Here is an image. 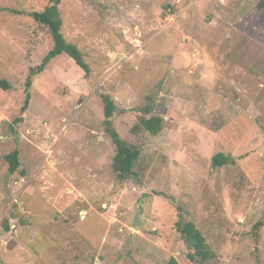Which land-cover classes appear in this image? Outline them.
Returning <instances> with one entry per match:
<instances>
[{"label": "rangeland", "instance_id": "obj_1", "mask_svg": "<svg viewBox=\"0 0 264 264\" xmlns=\"http://www.w3.org/2000/svg\"><path fill=\"white\" fill-rule=\"evenodd\" d=\"M261 0H61L65 54L24 82L53 44L17 11L49 0H0V264H189L177 207L217 264H264V8ZM137 146L118 182L105 135ZM160 117L150 135L139 117ZM18 151L10 173L6 155ZM227 158L213 167L216 154ZM8 226V229H5Z\"/></svg>", "mask_w": 264, "mask_h": 264}, {"label": "trees", "instance_id": "obj_2", "mask_svg": "<svg viewBox=\"0 0 264 264\" xmlns=\"http://www.w3.org/2000/svg\"><path fill=\"white\" fill-rule=\"evenodd\" d=\"M61 0H49L48 5L41 11H17L18 15H24L31 18L35 23L44 26L47 29L52 41V48L42 58L39 65L30 68L28 76L23 84L24 86V100L20 108V116L15 121L21 122L22 115L28 108L30 101L29 89L32 84V78L42 73L47 64L55 57L65 54L70 58L76 66L88 74L90 68L84 61L80 50L68 43L61 33L62 19L58 10ZM257 8H264V0L257 4ZM11 88V84L5 80L0 79V89L7 91ZM100 99L103 104V127L105 135L111 140L114 146V155L111 162V169L118 182H124L136 176L135 167L141 157V151L137 146L130 145L122 140L112 125L113 115L117 108L109 95L101 94ZM163 120L160 117L151 116L149 118L139 117L138 124H136L132 131L136 132L139 128L144 129L150 135H156L162 129ZM8 163V170L10 173L14 172L18 165V151L14 150L4 157ZM227 158L222 154H216L212 157L211 162L213 167H221L225 165ZM176 232L179 234L183 244L187 248L186 258L189 264H217V256L210 249L196 226L181 213V208L177 207V221L175 223ZM8 229V226H5ZM166 264H179L178 261L170 257Z\"/></svg>", "mask_w": 264, "mask_h": 264}]
</instances>
